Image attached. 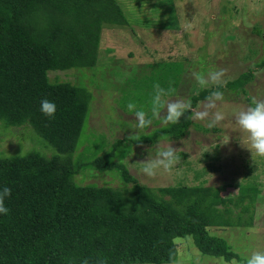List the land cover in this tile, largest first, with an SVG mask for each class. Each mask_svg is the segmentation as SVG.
<instances>
[{"label": "trees", "instance_id": "1", "mask_svg": "<svg viewBox=\"0 0 264 264\" xmlns=\"http://www.w3.org/2000/svg\"><path fill=\"white\" fill-rule=\"evenodd\" d=\"M105 24H128L116 0H0V121L30 125L56 151L51 156L39 151L0 155V190L11 189L5 200L10 211L0 214V264L173 263L178 256L175 238L186 235L204 255L240 261L210 228L239 225L241 213H250L245 221L250 224L252 194L232 200L215 186L142 185L122 160L129 148H118L121 140L100 155L102 144L88 158L74 157L92 96L83 85L50 82L47 72L93 67ZM157 69L149 78L173 92L182 64L159 62ZM250 75L244 72L227 85L242 88ZM210 92L191 95L193 108ZM45 98L57 106L53 117L40 110ZM191 115L186 112L176 124L125 139L154 143L180 138L192 124ZM92 168L117 172L124 186L75 181ZM257 189L250 190L254 197ZM245 197L249 202L230 218L228 204L238 205Z\"/></svg>", "mask_w": 264, "mask_h": 264}, {"label": "rangeland", "instance_id": "2", "mask_svg": "<svg viewBox=\"0 0 264 264\" xmlns=\"http://www.w3.org/2000/svg\"><path fill=\"white\" fill-rule=\"evenodd\" d=\"M116 1L128 24L102 25L96 64L91 68L47 72L50 82L83 85L92 96L74 157L88 158L91 151L102 144L97 154L100 155L121 140L118 148H129L122 160L142 185L152 188L215 186L222 196H230L232 200L239 195L252 194L249 198L255 199L251 202L250 224H245L250 213H241L243 221L239 225L210 228V233L227 241L240 261L228 263L204 255L195 246L192 236L186 235L175 238L178 243L176 261L164 263L244 264L252 252L264 251V157L247 148V134L239 128L234 113L252 105L253 99L264 100V65H261L264 62V0ZM159 62L182 64L178 83L174 91L164 97L166 100H187L198 94L202 89L193 77L194 72L206 75L209 71L225 70L226 84L219 89L224 98L217 101L212 110L223 112L225 119L211 128L208 127L210 118L191 119L192 124L184 136L177 139L161 138L154 143L127 141L128 136L164 126L161 119L153 118L151 126L137 128L134 112H129L127 107L129 102H134L137 110L143 109L151 116L153 85L158 81L149 76L158 74ZM244 72L251 75L243 87L231 89L227 82ZM206 89L213 91L216 86ZM206 103L207 98L199 100L194 109L203 110ZM159 142L171 143L178 149L180 159L170 170L157 169L156 175L150 177L142 169L149 158L155 157ZM30 151L51 156L55 149L30 125L12 126L0 121V155L20 156ZM75 181L116 188L124 186L117 172H100L95 168L77 174ZM241 186L249 187L248 191H240ZM254 187L258 188L255 197L250 191ZM249 198L245 197L238 205L228 204L232 212L230 218L240 213Z\"/></svg>", "mask_w": 264, "mask_h": 264}, {"label": "clouds", "instance_id": "3", "mask_svg": "<svg viewBox=\"0 0 264 264\" xmlns=\"http://www.w3.org/2000/svg\"><path fill=\"white\" fill-rule=\"evenodd\" d=\"M223 69L218 71H209L206 75L194 72L193 77L200 89H206L216 86V90L210 92L207 97V103L203 105V110L194 109L190 99H164L167 96L168 90L162 87L159 83L153 85V95L151 99V116L143 109L137 110L134 102H129L127 107L129 112H134L137 120L136 127L144 129L152 125L153 118L161 119L164 125L176 124L186 112H191V119L206 120L210 118L208 127H214L219 122L225 119V114L220 111H212L217 106V101H222L223 92L219 90L226 84L223 80ZM57 106L55 102L47 98L41 101V112L48 117L55 115ZM162 110L163 114H162ZM236 123L239 128L247 134L246 144L251 152L254 150L255 154L264 157V100L253 99L252 105L241 109L234 113ZM178 149L174 148L171 143L159 142L155 148V157L149 158L143 167L142 171L147 176H155L156 170L163 168L170 170L179 162L177 155ZM151 153V151H150ZM150 156V154H149ZM11 195V189L7 186L0 190V214L7 215L10 209L6 206L5 200ZM83 264H88L85 260ZM101 264H104L101 261ZM246 264H264V251H254L246 259Z\"/></svg>", "mask_w": 264, "mask_h": 264}]
</instances>
